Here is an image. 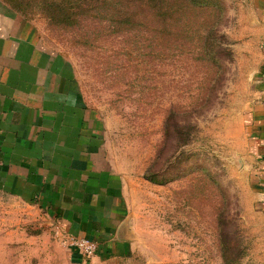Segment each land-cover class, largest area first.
<instances>
[{
	"label": "rangeland",
	"instance_id": "1",
	"mask_svg": "<svg viewBox=\"0 0 264 264\" xmlns=\"http://www.w3.org/2000/svg\"><path fill=\"white\" fill-rule=\"evenodd\" d=\"M220 1L221 13L153 16L138 7L125 23L101 6L76 25L52 23L38 5L26 9L39 43L68 76L67 117L54 119L38 165L116 168L131 247L85 258L61 242L56 231L64 229L43 209L0 188V264H264V210L237 155L263 0ZM217 16L232 50L221 68L201 50ZM14 163L5 157L0 168ZM154 171L167 182L150 181Z\"/></svg>",
	"mask_w": 264,
	"mask_h": 264
},
{
	"label": "crops",
	"instance_id": "2",
	"mask_svg": "<svg viewBox=\"0 0 264 264\" xmlns=\"http://www.w3.org/2000/svg\"><path fill=\"white\" fill-rule=\"evenodd\" d=\"M260 10L264 20V0ZM52 60L32 23L0 1V163L11 156L15 162L0 168V188L37 205L64 230L97 241L99 254L124 253L131 247L130 205L120 172L77 168V162L76 168L38 165L54 119L61 125L67 117L62 109L68 108V76ZM253 78L240 116L243 142L237 155L254 201L264 210V31ZM83 119L82 112L80 126Z\"/></svg>",
	"mask_w": 264,
	"mask_h": 264
},
{
	"label": "trees",
	"instance_id": "3",
	"mask_svg": "<svg viewBox=\"0 0 264 264\" xmlns=\"http://www.w3.org/2000/svg\"><path fill=\"white\" fill-rule=\"evenodd\" d=\"M10 8L14 9L25 19V14L28 7L36 5L42 7V10L47 15L52 23L76 25L82 15H85L89 10H94L101 6L104 11H109L119 20L125 23L126 19L135 18L138 7H146L147 14L153 15L158 11L165 9L171 13L182 12H200L215 8L220 13L224 10L220 0H2ZM29 19V18H28ZM221 18L213 17L208 22V28L204 36L202 45V53L205 58L217 68H221L224 62V55L228 58L232 57V50L229 46L224 47V33L220 32ZM220 74V73H219ZM178 132H182L177 126ZM159 172H148L146 177L159 184L167 182L159 177ZM227 264H232L226 260Z\"/></svg>",
	"mask_w": 264,
	"mask_h": 264
},
{
	"label": "built area",
	"instance_id": "4",
	"mask_svg": "<svg viewBox=\"0 0 264 264\" xmlns=\"http://www.w3.org/2000/svg\"><path fill=\"white\" fill-rule=\"evenodd\" d=\"M56 233L64 245L77 250L85 258H92L99 251V244L95 240L67 230H57Z\"/></svg>",
	"mask_w": 264,
	"mask_h": 264
}]
</instances>
